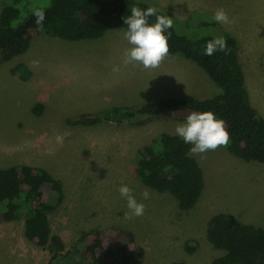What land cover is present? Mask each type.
Wrapping results in <instances>:
<instances>
[{
    "label": "rangeland",
    "instance_id": "1",
    "mask_svg": "<svg viewBox=\"0 0 264 264\" xmlns=\"http://www.w3.org/2000/svg\"><path fill=\"white\" fill-rule=\"evenodd\" d=\"M51 1L22 0L19 7L26 12ZM134 1L168 13L176 32L190 39L232 35L251 104L264 117V0ZM7 4L1 0L0 17ZM219 8L230 23L212 19ZM125 31L114 28L99 40L82 41L35 34L26 54L0 66V170L27 165L48 171L60 182L62 193L48 198L54 207L49 216L53 234L66 246L55 256L29 241L23 209L19 220L0 222V264H90L82 254L91 238L84 240L83 235L109 229L134 235L132 264H211L225 254L208 239L213 216L231 214L264 227V164L243 161L225 147L192 154L203 171L205 190L196 207L184 212L170 193L145 186L136 175L139 152L163 133L178 136L175 128L184 122L68 123L85 114L139 105L149 99L135 94L143 87L142 73L147 78L170 68L167 61L155 69L125 66L123 54L131 47ZM175 56L174 75L178 71L188 79L172 97L204 99L220 93L203 69ZM116 66L119 71H113ZM151 86L152 99L171 98L156 81ZM38 105L41 115L33 113ZM122 184L145 205L142 216L126 218L130 210L118 191ZM145 190L148 199H143Z\"/></svg>",
    "mask_w": 264,
    "mask_h": 264
},
{
    "label": "trees",
    "instance_id": "2",
    "mask_svg": "<svg viewBox=\"0 0 264 264\" xmlns=\"http://www.w3.org/2000/svg\"><path fill=\"white\" fill-rule=\"evenodd\" d=\"M21 1L6 0L8 4L0 17V66L26 54L35 34L45 33L66 41L99 40L111 29L127 30L124 20L133 5L142 10L151 7L134 0H52L47 7L34 8L45 12L41 28L35 22L34 9L23 11L19 7ZM157 14L172 19L162 10ZM154 22L155 16L150 17L149 23ZM165 35L169 54L182 56L203 69L220 89L219 94L204 99L192 95L156 99L132 108L85 114L68 123L91 127L113 120L143 126L156 120L185 122L193 111H212L225 121L230 134L227 151L243 161L264 164V117L251 104L236 39L226 33L223 37L227 50L207 56L204 55L206 43L215 37L190 39L178 34L173 25ZM42 111L41 105L33 109L36 115ZM191 147L181 137L163 133L139 152L136 168L137 178L145 186L170 193L184 212L196 207L205 189L203 171L190 153ZM61 193L60 182L46 170L27 165L0 170V222L19 220L25 209L27 239L58 256L66 246L60 236L53 234L49 215L54 207L48 198ZM83 237L84 240L91 238L82 254L90 264H132L135 241L132 233L109 229L86 233ZM208 239L215 249L225 252L211 264H264L262 227L220 213L208 223Z\"/></svg>",
    "mask_w": 264,
    "mask_h": 264
},
{
    "label": "clouds",
    "instance_id": "3",
    "mask_svg": "<svg viewBox=\"0 0 264 264\" xmlns=\"http://www.w3.org/2000/svg\"><path fill=\"white\" fill-rule=\"evenodd\" d=\"M155 7L141 9L138 5H133L130 15L124 20L127 30L124 37L131 46L123 54V64H140L145 69H155L164 61L169 54L168 36L165 35L167 29H171L173 22L169 16L157 14ZM33 15L36 17V24L41 28L45 20V12L42 9H34ZM155 16V22L149 23V18ZM212 19L219 23H230L229 17L223 8L215 11ZM227 41L223 36H217L207 41L204 55L212 56L217 51L225 52ZM119 71V67L113 68ZM175 133L181 137L186 144H190V153L201 155L208 151H215L219 147H227L230 141V134L225 127V121L218 119L212 111L196 112L187 115L183 124H178ZM120 195L126 199L127 208L130 215L126 213V218L132 216H142L145 205L138 202L132 194V189L122 184L118 189ZM143 199L149 198V192L142 193Z\"/></svg>",
    "mask_w": 264,
    "mask_h": 264
},
{
    "label": "crops",
    "instance_id": "4",
    "mask_svg": "<svg viewBox=\"0 0 264 264\" xmlns=\"http://www.w3.org/2000/svg\"><path fill=\"white\" fill-rule=\"evenodd\" d=\"M175 57H178V56H175ZM165 61L169 62L170 68H167L166 71H163L161 74L154 72V74L150 77V75L148 73L147 78H144V73H142L143 87H138L136 92H135V94L140 96L141 98H143L144 95L149 96V99L142 102V103L156 100V99H152L151 96L149 95V90H151L153 88L151 85L154 84V81H156V86H159V88L163 92L169 94L168 97L182 98V97L188 96V95H184L181 97H172V95L175 94L174 92L176 91V89H178L180 86H182V82L187 80L188 78H187V76H180L178 74V71H176L177 73H175V75H174V55L168 54V56L164 59L163 62H165ZM174 85H175V87H174ZM165 99H167V98H165ZM250 101H251V99H250ZM142 103H140V104H142ZM245 224H249V223H245ZM251 224L264 228L263 226H260L259 223L258 224L257 223H251Z\"/></svg>",
    "mask_w": 264,
    "mask_h": 264
}]
</instances>
